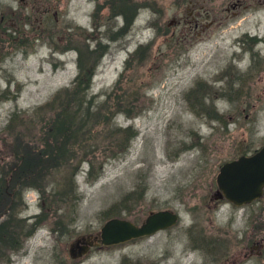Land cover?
Returning a JSON list of instances; mask_svg holds the SVG:
<instances>
[{
	"label": "rangeland",
	"instance_id": "1",
	"mask_svg": "<svg viewBox=\"0 0 264 264\" xmlns=\"http://www.w3.org/2000/svg\"><path fill=\"white\" fill-rule=\"evenodd\" d=\"M108 1L0 0V264H220L242 253L240 264H264V188L238 206L213 196L219 165L264 145V0H122L123 14ZM97 46L86 96L99 103L113 90L110 102L122 95L131 109L90 129L97 146L86 157L95 172L111 130L130 126L127 150L92 178L76 144L68 160L34 153L25 172L36 185L10 191L20 142L46 154L45 130L72 97L63 89L76 58ZM75 165L79 198L53 200L56 181ZM163 208L177 213L173 225L69 257V243L105 219L138 224Z\"/></svg>",
	"mask_w": 264,
	"mask_h": 264
},
{
	"label": "trees",
	"instance_id": "2",
	"mask_svg": "<svg viewBox=\"0 0 264 264\" xmlns=\"http://www.w3.org/2000/svg\"><path fill=\"white\" fill-rule=\"evenodd\" d=\"M108 4L113 11H115V9L118 8L120 5L121 8L129 12V5L124 4L121 0H109ZM98 47L102 46L87 49V52L85 54L86 57L83 59L77 56L76 62L78 70L74 74L70 82V86L65 87L63 89L64 95H72V97L66 100L65 103H62L63 101L60 100V91L56 92L52 96L51 101H60L59 106L56 109L55 115L51 119H49L50 125H48V128L45 130V137L47 139L43 141L49 147L45 154V156H47L46 160L49 161H59V158H64L65 160L72 158L76 152V149L74 147V145L76 144V146H78V148L81 150L82 154L81 157L78 158V163L81 160L88 161L86 178H92L97 176L104 162L122 155L127 150V147L130 144V140L135 135V130L132 129L130 126H125L122 128L118 127L116 129L111 130L112 136L105 148L108 153H105L104 158L98 161L95 167L96 170L95 172H93V163L91 160H89V158L86 157L88 154H94L96 149L95 147L97 146L96 142L93 141L95 137L94 134L90 132V129H93L99 124H106L107 120L112 119L113 115L116 114L117 111H124L126 114H129L131 109V102L128 101L125 104L122 95H116L115 99L113 98V102H110L112 98L110 95L113 90L107 92L105 94V98L99 103H95V99L92 94H90L88 97L86 96V92L89 88L91 77L94 72L95 64L101 53V51L97 50ZM47 104L43 103L42 105H39L35 109H33V111L35 112L40 109L42 110ZM49 137L52 139L51 141L48 140L50 139ZM60 138H62V140H59ZM70 138H73L72 140L75 141L73 142L69 140ZM77 138L80 140H78ZM63 139H68L69 142ZM85 148H87V151H85ZM29 151L34 152L35 149L32 148L29 149ZM38 151L40 152V150ZM64 151L65 153H68L67 156L63 155ZM59 152L62 153V157H56V155H53ZM18 158L19 157L17 156V163L19 162ZM30 160L32 161V159ZM8 167L11 169L10 165H8ZM76 169L77 165L72 168L68 177H62L61 182L56 181L57 184L54 186L53 192L51 194L53 200H56L57 198L62 202L74 203L79 198L73 180V175L76 172ZM31 175L33 177H31ZM14 177L15 180H12L9 183V186L11 187L9 189L10 191L11 189L13 190L14 184H17L19 186L36 185L34 184V181H36L35 174L31 173L27 175V172H22L20 174H15ZM13 208L15 209L14 203L12 201L11 204H8L7 212L12 210ZM34 225V223L28 225V227L25 229V232L23 233V236L31 234ZM10 243L14 248L17 249L21 244V238H19V236H15L14 238L10 239Z\"/></svg>",
	"mask_w": 264,
	"mask_h": 264
},
{
	"label": "water",
	"instance_id": "3",
	"mask_svg": "<svg viewBox=\"0 0 264 264\" xmlns=\"http://www.w3.org/2000/svg\"><path fill=\"white\" fill-rule=\"evenodd\" d=\"M214 181L216 189L213 196L223 197L234 205L258 198L264 188V145L223 161L215 173ZM176 220L177 213L166 208L147 212L138 224L127 218L112 216L105 219L93 235L76 236L68 245V255L77 257L96 242L111 245L150 235L173 225Z\"/></svg>",
	"mask_w": 264,
	"mask_h": 264
},
{
	"label": "flooded vegetation",
	"instance_id": "4",
	"mask_svg": "<svg viewBox=\"0 0 264 264\" xmlns=\"http://www.w3.org/2000/svg\"><path fill=\"white\" fill-rule=\"evenodd\" d=\"M122 1V0H121ZM123 2V1H122ZM124 4L128 5L126 2H123ZM118 13H125L126 10H124L123 8L119 7L115 9ZM126 13H129L128 11ZM125 30V28L123 27H120V29L118 30L119 33H122L123 31ZM117 32V34H118ZM115 37V35L113 36ZM44 139V138H43ZM61 139V138H60ZM45 140V139H44ZM21 143V148L25 149V151L22 153V154H18V155H15L13 157V159L10 161V166H11V170L12 172H8V174H10V176H12V180H15V177L14 175L15 174H20L22 172H25L27 170V161H29L30 159H32L34 153L36 154L35 156H40V154H44L43 157L45 156V152H30L29 149H31V146L29 145V143H24V142H20ZM45 144V142H43ZM46 145V144H45ZM47 146V145H46ZM17 156L19 157V162L17 163L16 162V159H17ZM34 156V157H35ZM36 160H40L38 157H35ZM18 165V166H17ZM19 167V168H18ZM2 172H6V169L5 168H1L0 169ZM251 201L247 202V203H250ZM246 204V203H245ZM242 205V204H241ZM238 206V205H236ZM97 243V242H96ZM246 253H242L240 254V258L239 259H236L235 257H230L228 258L227 260L221 262L220 264H240V261L242 262L243 260L246 259ZM70 257V256H69ZM73 259V257H70ZM76 258V257H75Z\"/></svg>",
	"mask_w": 264,
	"mask_h": 264
}]
</instances>
